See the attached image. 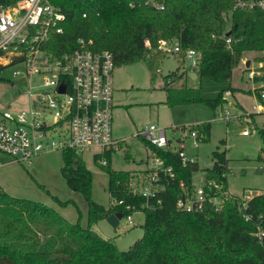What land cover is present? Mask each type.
Returning <instances> with one entry per match:
<instances>
[{
    "label": "trees",
    "instance_id": "16d2710c",
    "mask_svg": "<svg viewBox=\"0 0 264 264\" xmlns=\"http://www.w3.org/2000/svg\"><path fill=\"white\" fill-rule=\"evenodd\" d=\"M15 1L0 0V4ZM164 1L165 7L156 10L130 8L117 0H54L63 8L66 20L63 32L52 38L48 49L57 55L72 50L78 37L92 39L94 49L111 52L115 66L144 61L154 79V69L159 70L165 53L158 48L159 40H174L182 49L199 51L197 75L218 83L230 82L243 52L264 51V11L232 10V0ZM229 23L231 49L221 37ZM3 68L0 65V71ZM167 76L164 88L170 107L203 102L216 109L226 100L223 93L227 88L213 99H204L199 89L170 86L173 80ZM209 129L208 123L197 126L203 139ZM258 131L263 145L257 159L264 160V127ZM155 150L165 165L173 166L175 176L160 173L164 188L148 201L131 192L128 183L134 173L113 170L111 154H104L107 164L100 165L108 176L109 195L116 201L110 207L92 200V175L82 157L71 149L61 151V175L88 205L86 228L79 222H68L50 207L10 196L0 188V264H264V194L252 196L242 210L236 201L225 203L220 211L208 202L202 209H178L177 200L185 197L179 183L183 181L188 194L192 193L197 163L183 167L175 152ZM212 157V167L204 170V179L217 183L220 192L227 191L226 152L214 150ZM237 200L241 201V196ZM140 210L144 213L143 235L127 250H119L112 239L91 229L110 213L126 217ZM243 214L251 215L250 219L245 220Z\"/></svg>",
    "mask_w": 264,
    "mask_h": 264
},
{
    "label": "rangeland",
    "instance_id": "374dc122",
    "mask_svg": "<svg viewBox=\"0 0 264 264\" xmlns=\"http://www.w3.org/2000/svg\"><path fill=\"white\" fill-rule=\"evenodd\" d=\"M163 56L157 66L159 70L154 69V79H151L146 63L140 60L115 66L112 72V136L122 139V142L120 149L110 156V167L116 171L145 174L149 167L154 166L143 140L135 136L145 126L157 124L164 127L166 136L172 138L171 126L208 123L209 135L204 136L198 148L190 146L191 139L187 141L188 152L195 156L198 166L192 175L193 185L198 187L204 183V170L212 167V152L218 150L226 152L227 190L231 196L264 194V160L257 159L263 145L258 128L264 127V113L258 109L252 90L258 83L248 76L252 71H262L259 63L264 51L243 52L229 83L200 78L196 70L190 69L188 63L181 61L178 56L171 53H164ZM245 58L251 59L249 68L242 63ZM165 76L173 80L170 86L186 85L199 89L204 99L215 98L222 88H227L231 94L225 96L223 93L226 100L216 109L203 102L170 107L164 88ZM43 80L37 74L26 75L22 64L4 67L0 71V112L28 111L31 106L39 105L34 97H29L28 88L34 86L32 92L46 90L41 86ZM221 110H228V120L223 118ZM246 111L251 113L250 117L245 116ZM243 130H248L249 134L243 135ZM92 153L86 152L82 156L92 175L91 198L98 204L110 207L112 199L107 190L108 176L103 166L93 161ZM62 163L61 150L42 152L32 158L30 164L0 154V188L10 196L50 207L68 222H79L86 228L87 202L80 192L65 183L60 172ZM53 196L66 204L58 203ZM131 215L132 224L122 217L114 228L104 219L91 225V229L103 238L112 239L119 250H127L143 235V211H135Z\"/></svg>",
    "mask_w": 264,
    "mask_h": 264
},
{
    "label": "built area",
    "instance_id": "2783aa9c",
    "mask_svg": "<svg viewBox=\"0 0 264 264\" xmlns=\"http://www.w3.org/2000/svg\"><path fill=\"white\" fill-rule=\"evenodd\" d=\"M117 1L130 8L161 10L165 7L164 0ZM232 10L264 11V0H232ZM82 16L86 17V12ZM65 20L66 13L54 0H16L11 4H0V65L22 64L26 75L42 76L44 80L41 86L46 88L32 92L34 86H29V97H34L39 105L31 106L28 111L0 112V154L30 164L32 158L48 150L71 149L81 157L92 151L93 161L99 155L96 162L106 165L104 154L119 150L122 141L112 136L111 128L114 107L112 72L115 63L110 51L94 49L92 39L84 37L76 39L72 50L57 55L50 51L48 45L54 36L63 32L62 23ZM230 30L228 27L221 36L227 49H231L232 43ZM158 45L165 53L179 55L190 69L198 68L201 60L199 51L182 49L176 41L168 39H160ZM247 60L250 67L251 59L245 58L242 63L245 65ZM260 62L262 71H252L248 76L258 83L252 90L258 109L264 113V59ZM61 84L64 85L63 91L59 90ZM230 94L229 90L224 92L225 96ZM222 112L223 118L228 120V110ZM245 113L246 117L251 116L248 111ZM200 124L171 126L172 138L167 137L166 129L157 124L145 126L135 135L146 143L154 166L149 167L145 174H133L128 183L133 194L142 195L148 201L164 188L159 182L160 173L168 178L175 176L173 166L165 165L155 149L175 152L183 167L196 162L195 156L188 152L187 141L191 139L190 146L198 148L203 139L197 130ZM242 134L248 135L249 131L243 130ZM179 185L185 197L177 200L176 207L185 211L202 209L206 202L213 205L215 211H220L230 201H236L238 209L242 210L252 197L242 195V200L238 201L228 190L220 192L217 183L205 179L201 186L193 185L191 194H188L183 181ZM213 189L216 192L212 193ZM157 202L160 200L157 199ZM114 204L116 201L112 199ZM144 206H148L147 202ZM243 217L249 220L251 215L243 214ZM126 219L132 224L131 214Z\"/></svg>",
    "mask_w": 264,
    "mask_h": 264
},
{
    "label": "water",
    "instance_id": "95a60500",
    "mask_svg": "<svg viewBox=\"0 0 264 264\" xmlns=\"http://www.w3.org/2000/svg\"><path fill=\"white\" fill-rule=\"evenodd\" d=\"M249 64H250V61L247 60L246 63H245V67L248 68L249 67ZM59 90L60 91H63L64 90V85H60L59 86ZM122 213L120 212H113V213H110L106 218V222L108 224H110L112 227H117L118 224H119V220L122 218Z\"/></svg>",
    "mask_w": 264,
    "mask_h": 264
},
{
    "label": "crops",
    "instance_id": "0c3cea01",
    "mask_svg": "<svg viewBox=\"0 0 264 264\" xmlns=\"http://www.w3.org/2000/svg\"><path fill=\"white\" fill-rule=\"evenodd\" d=\"M182 61V60H181ZM184 125V124H183ZM176 126H181V125H176ZM120 140H122V139H120Z\"/></svg>",
    "mask_w": 264,
    "mask_h": 264
}]
</instances>
